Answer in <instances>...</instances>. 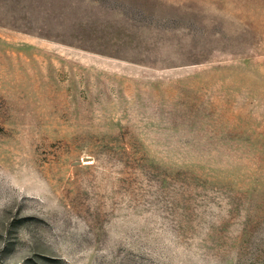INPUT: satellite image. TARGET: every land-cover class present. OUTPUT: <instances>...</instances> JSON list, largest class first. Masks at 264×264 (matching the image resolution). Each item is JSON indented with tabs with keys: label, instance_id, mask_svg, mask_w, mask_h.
<instances>
[{
	"label": "rangeland",
	"instance_id": "obj_1",
	"mask_svg": "<svg viewBox=\"0 0 264 264\" xmlns=\"http://www.w3.org/2000/svg\"><path fill=\"white\" fill-rule=\"evenodd\" d=\"M0 264H264V0H0Z\"/></svg>",
	"mask_w": 264,
	"mask_h": 264
}]
</instances>
